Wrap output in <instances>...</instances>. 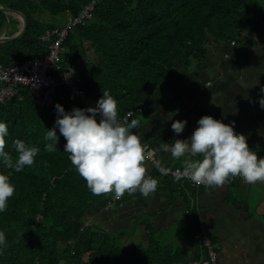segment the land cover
<instances>
[{
  "label": "trees",
  "instance_id": "1",
  "mask_svg": "<svg viewBox=\"0 0 264 264\" xmlns=\"http://www.w3.org/2000/svg\"><path fill=\"white\" fill-rule=\"evenodd\" d=\"M92 1L0 0L1 7L22 12L29 21L22 37L0 44V64L11 66L47 56L50 46L43 36L56 25L38 15L76 17ZM6 22L7 15L0 12V27ZM12 22L16 24L17 19ZM256 24L264 25V0H98L93 18L69 32L61 65L74 66L76 86L89 98L97 100L107 89L117 101L121 122L128 111H134L127 120L139 117L142 123L156 96L165 87L174 89L181 75L205 61L211 45L241 49L246 32ZM220 84L230 85L223 79ZM201 90L198 85L189 93V103L184 102V93L171 96L168 109L187 111ZM75 97L66 85H60L54 105L59 103L66 111L88 107ZM56 115L54 106L51 111L40 108L28 88L0 103V119L9 129L4 148L13 161L15 138L40 148L33 164L20 171L0 164V172L15 186L0 212V230L5 234L0 264H58L60 259L65 264H183L185 251L165 244L157 233L149 235L147 244L130 246L88 223L95 208H111L125 196L142 194L125 191L117 201L111 192L93 194L63 152L66 141L58 129L55 150L44 148V133L53 127ZM177 164L182 168L181 162Z\"/></svg>",
  "mask_w": 264,
  "mask_h": 264
},
{
  "label": "crops",
  "instance_id": "2",
  "mask_svg": "<svg viewBox=\"0 0 264 264\" xmlns=\"http://www.w3.org/2000/svg\"><path fill=\"white\" fill-rule=\"evenodd\" d=\"M24 1L41 2V0ZM5 14L7 22L0 27V37H16L11 41L22 37L24 34L19 37L23 28L22 19L17 14ZM45 15L40 14L38 18L45 21ZM64 17L61 23H54L56 27L49 28L60 29L72 16L67 13ZM14 19H17L16 24L12 22ZM246 33V45L241 49L236 46L238 52H242L238 53L236 59H241L243 69L249 71V75L252 74L254 79L256 78L254 86L247 85L249 77L247 75L243 94L239 93L241 87H233L230 98L224 102L220 101L221 92L218 90L211 93L201 90L199 92L201 97L199 96L197 102L192 103L187 111L181 112L168 109L169 98L184 93V102L189 103L191 99L189 93L196 90L197 86L183 91L179 87L181 84L178 80L174 89L165 87L156 96V103L149 105L152 109L148 110L147 119L132 129L140 134L142 143L146 144L147 148L157 149L161 142L170 143L177 138L190 136L197 126L198 118L202 115H211L224 123L233 124L236 132L246 136L249 148L255 151L258 157L264 156V143H262L264 134L258 136L256 134V138L249 141V137L253 135L258 125H250L249 128L248 120L243 117L258 112L259 104L256 98L264 95L260 91L261 87H264V55L260 52V47L264 45V25L256 24L251 32ZM45 35L43 41L50 46V43L44 40ZM211 47L219 50L214 56L210 53ZM226 47L228 46L222 44L211 45L207 59L199 64L207 69H216L225 59ZM244 48L246 52L247 48L250 49V54H247ZM197 66L198 64L196 69ZM227 67L233 70L232 66L227 65ZM193 70L195 69L188 73ZM232 74L234 73H230V77ZM242 78L243 74H241ZM223 80L225 81L226 78ZM236 88L238 90H235ZM68 90L71 91L69 87ZM75 98L82 103L77 96ZM38 106L44 109L39 104ZM135 119L140 122L139 117ZM179 119H184L187 123L182 132L177 134L171 129L170 124L172 120ZM255 140L260 142H254ZM249 143H254V146ZM156 153L164 165H178V161L181 162L183 159V157L175 159L163 151ZM143 163L146 168L145 174L154 175L158 180L156 190L148 196H125L126 199L122 203L111 208H95L88 218L89 224H93L103 233L117 235L122 244L130 246L138 243L147 244L149 235L157 233L165 244L179 246L185 251L183 264H192L193 261L200 259L202 249L198 229L203 226L208 236L220 247V264H264V181H256L252 184L225 182L220 186L193 190L182 185L178 186L174 180L172 182L167 180L169 177L158 174L146 160Z\"/></svg>",
  "mask_w": 264,
  "mask_h": 264
},
{
  "label": "clouds",
  "instance_id": "3",
  "mask_svg": "<svg viewBox=\"0 0 264 264\" xmlns=\"http://www.w3.org/2000/svg\"><path fill=\"white\" fill-rule=\"evenodd\" d=\"M260 91L264 93V87ZM258 104L264 108V95L258 97ZM54 108L57 115L53 127L44 133V148L55 150L58 129L66 141L63 152L67 153L75 171L84 178L93 194L111 192L119 198L125 191L138 190L143 196H148L156 190L157 178L145 174L143 161L147 145L142 144L140 137L132 131L138 121H129L125 117L121 122L117 115V101L107 89L102 91L94 107L73 106L66 111L56 103ZM186 123L184 119L172 120L170 127L179 134ZM196 124L190 136L170 143L161 142L157 149L149 150L163 151L173 158L183 157L182 168L177 169L178 175L174 179L187 177L196 184L208 186H220L228 177L237 175L249 184L264 181V156L258 157L249 148L246 136L236 132L233 124L224 123L211 115L200 116ZM8 134L7 123L0 119V164L15 171L32 165L40 148L15 138L12 141L16 153L13 161L12 154L4 148ZM154 164L161 176L171 171L158 158ZM14 187L9 176L0 172V212L6 208ZM4 244L5 234L0 230V251ZM58 264L65 262L60 259Z\"/></svg>",
  "mask_w": 264,
  "mask_h": 264
},
{
  "label": "built area",
  "instance_id": "4",
  "mask_svg": "<svg viewBox=\"0 0 264 264\" xmlns=\"http://www.w3.org/2000/svg\"><path fill=\"white\" fill-rule=\"evenodd\" d=\"M97 2L98 0H93L83 8L78 16L68 18L65 25L60 29H48L46 31L44 40L50 43V52L47 56L30 59L21 64L11 66H3L0 64V103L17 98L23 88H28L32 92L37 103L44 109L51 111L55 103L56 90L60 85L64 84L73 91L81 102L89 106H95L97 100L89 99L86 92L76 86L74 81L75 68L70 65L65 68L62 67L61 59L64 53V43L69 32L72 28L78 25H84L93 18L94 8ZM148 108L151 107L148 106ZM133 113V111H128L126 118L130 117ZM122 122H124V119ZM145 151V157L154 165L156 172L160 174L154 164V160L156 159L154 153L147 148ZM164 166L168 167L171 171L163 175V177H169L179 181L184 188L187 187L198 190L201 188L214 187L205 184H196L187 177L174 179V176L178 175L177 169L181 168L168 165ZM226 182L246 183L239 175L228 177ZM126 193L129 194L130 192L126 191ZM120 199L121 196L116 198V201ZM202 243L208 249L207 255L202 257L201 260L195 264H218L217 250L214 248L210 238L203 237Z\"/></svg>",
  "mask_w": 264,
  "mask_h": 264
},
{
  "label": "rangeland",
  "instance_id": "5",
  "mask_svg": "<svg viewBox=\"0 0 264 264\" xmlns=\"http://www.w3.org/2000/svg\"><path fill=\"white\" fill-rule=\"evenodd\" d=\"M45 17H46L45 21L47 23H52L53 22L55 24L61 23L62 20L65 18L64 15H61V16H58V17H54L52 14H49V13L46 14ZM226 48H227V50H226L225 56H224L225 59L222 61V63L220 62L221 65L216 67V69H217V71L219 73H216L217 72L216 69H212V68L207 69L206 67H203L202 64H198L197 69L193 70L191 73H186L184 75H181V77L179 79L180 84H181V85H179L180 89L183 90V91H185V90L187 91L188 89L195 88V86L199 85V86H202V90L206 91L207 93H211L214 90H218L219 92H221L220 101H222V102L227 101L228 98H230V96H231L230 95V91L232 90L233 87L234 88L235 87H238V88L241 87V90L239 91V93H240V95H242L243 92H244L243 90L245 89L244 81L246 82V80H247L246 77H247V75H249V73H248L249 71H245L243 69V64H242L241 59H236V58H238V56H237L238 53L240 54L242 52H238V48L236 46H233V47H229L228 46ZM218 51L219 50L217 48L214 49V47H211L210 53H212V56H214L215 53L218 52ZM243 52H244V50H243ZM245 52H246V49H245ZM250 52H251L250 49L247 48V52L246 53L250 54ZM260 52H262V54L264 55V45L260 47ZM235 64H236V66H235ZM227 65L228 66H232L233 70L232 71L229 70ZM206 69H207V72H206ZM202 70L204 71V73H207V74H204ZM213 70H215V71H213ZM230 73H234V74H232L231 77H230ZM241 74H243V78L242 79H241ZM233 75H235L234 79H232ZM225 78H226L225 81H227L230 85L220 84V86H218L219 82L222 79H225ZM217 79H219V81H216ZM255 79H254L253 75L250 74L249 77H248V80H247V82H248L247 85L250 84L251 86H254ZM215 86H217V87H215ZM235 90H238V89L236 88ZM196 95L200 96L197 93H196ZM256 99H258V96H257ZM139 116H140L141 119H143V115L142 114H139ZM243 117H244V119L248 120L247 123L249 125V128H250V125H258V127H256V130L254 131L253 135L249 137V141L250 140H254L256 138V134H257V136L259 134H264V109H261V107L258 106V112H252V113L243 115ZM134 119H135V117H134ZM169 120H171V119H169ZM138 124H142L141 120H140V122ZM135 133L140 137L139 133H137V132H135ZM140 141L142 143L141 137H140ZM254 142L259 143L260 141H256L255 140ZM262 143H264V142H262ZM249 144H251V143H249ZM252 144H254V143H252ZM147 149L150 150L149 148H147ZM153 153H154L156 159L157 158L159 159L157 153L156 152H153ZM175 159H178V158H175ZM145 160L149 164V166L155 168L154 165L151 164L147 160L146 157H145ZM161 162L163 164V161H161ZM168 166H170V165H168ZM171 167H175V166L172 165ZM247 184H249V183H247ZM198 232H199L198 237H199L200 242H201V249H202L201 252L202 253H201L200 259H198L196 261H193L192 264L198 263V261H200L202 257H205L207 255V250H208L206 248V246H204L203 243H202V238L203 237H209L208 234L206 233V230L204 229L203 226H200L199 229H198ZM209 238H210L212 244L214 245V248L217 250L218 264H220V260H219L220 247H218L217 243L211 237H209Z\"/></svg>",
  "mask_w": 264,
  "mask_h": 264
},
{
  "label": "water",
  "instance_id": "6",
  "mask_svg": "<svg viewBox=\"0 0 264 264\" xmlns=\"http://www.w3.org/2000/svg\"><path fill=\"white\" fill-rule=\"evenodd\" d=\"M0 11L4 12V13H7V14H17L22 19L23 28H22V30L19 33V37L22 36L27 31L28 25H29V21H28V18H27L26 15H24V14H22L20 12H17V11H12V10H9V9H6V8H1V7H0ZM14 38H16V37H0V42L11 41ZM17 38H18V36H17Z\"/></svg>",
  "mask_w": 264,
  "mask_h": 264
}]
</instances>
